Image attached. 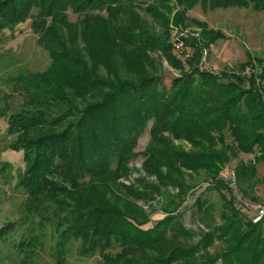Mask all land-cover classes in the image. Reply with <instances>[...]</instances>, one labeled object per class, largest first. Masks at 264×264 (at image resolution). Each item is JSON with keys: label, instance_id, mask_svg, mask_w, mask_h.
Here are the masks:
<instances>
[{"label": "trees", "instance_id": "1", "mask_svg": "<svg viewBox=\"0 0 264 264\" xmlns=\"http://www.w3.org/2000/svg\"><path fill=\"white\" fill-rule=\"evenodd\" d=\"M197 5L205 10L236 7L264 12V0H0V31L30 20L40 31L39 43L52 53L47 70L32 75L48 86L50 95L47 92L41 101L44 105L34 99L22 103L18 112L2 117H7V133L15 136L5 150L23 152L25 168L18 173V183L27 193V217L40 214L54 220L59 234L56 251L60 255L54 251L58 262L66 243L77 240L81 243L79 254L97 255L100 264H264V216L253 223L256 210L237 207L231 188L242 177L254 179L253 186L258 184L256 170H236L234 182L220 176L229 157L238 152L248 154L254 147L260 149L256 162L264 163V74L258 78L250 71L249 52L235 71L210 72L201 67L199 46L190 37L183 38V49L191 51V57L177 58L170 42L171 25L185 27L187 12ZM174 9L171 21L167 15ZM68 12L77 19L70 21ZM142 12L158 24L149 26ZM87 23V32L99 31L107 49L125 59L138 55V79L124 81L109 68L111 78H96L83 65L75 70L64 68L62 62L69 54L61 43L60 28L75 29ZM203 30L202 37L208 35L203 46L209 52L223 35ZM51 44L61 49L50 48ZM71 57L79 62L76 56ZM161 57L173 65L183 64L178 68L181 75L169 88L158 73ZM255 61L264 67V55ZM64 70L67 75L63 76ZM88 92L95 94L96 101L88 103ZM70 101L72 105L64 112L52 113L45 107ZM148 126L151 142L165 148L143 151L142 168L159 179H163L164 169L175 173L162 181L178 191L167 195L159 219L141 221L116 207L127 205L123 196L134 193L117 179L126 176L129 163L140 155L134 149ZM173 140L187 142L190 148L169 149ZM199 171L215 181H207L191 209L208 214L216 191L221 223L202 219L206 230L196 235L186 231L182 214H174L176 209L169 207L183 203L189 191L195 193L197 186L188 185L183 176ZM102 185L117 188L113 198L101 192ZM153 192L160 195L161 190ZM150 198L147 194L140 197L144 201ZM177 236L193 242L170 250ZM33 238L31 235L28 242L20 244L25 254V249L35 245L36 236ZM214 244L215 251L210 253ZM152 251L160 257L150 256Z\"/></svg>", "mask_w": 264, "mask_h": 264}, {"label": "rangeland", "instance_id": "2", "mask_svg": "<svg viewBox=\"0 0 264 264\" xmlns=\"http://www.w3.org/2000/svg\"><path fill=\"white\" fill-rule=\"evenodd\" d=\"M176 9L178 10V8ZM175 13L176 10L174 9L167 15L168 19L172 21ZM142 15L149 26L158 24L153 21L151 16L143 12ZM68 17L70 21L77 19V16L71 12H68ZM186 17L189 21L186 20L185 27L180 28L171 25L170 42L179 60L191 57V51L188 52L183 49L185 45L183 38L190 37L199 46L201 67L204 69L214 73H220L224 69L235 71L238 63H244L247 60L246 53L249 52V56L253 58H251L252 69L250 70L248 67L246 69L253 71L258 78L263 76L264 67L258 65L255 60L257 57H263L264 55V12L236 7L205 10L197 5L187 12ZM203 23L207 25L203 26ZM93 25L92 22L91 26ZM87 26L88 23L77 26L75 29L60 28L61 43L67 48L68 51L64 50L69 54L67 60L62 62L65 65L64 68L75 70L83 65L85 70L96 78H111L107 73V68H109L116 70V73L124 81L136 80L141 76L139 75V68L136 66L138 65L136 62L138 55H130L125 59L116 54L117 51L107 49V46L104 45L103 35L99 31L87 32ZM156 29L158 31V27ZM203 29L212 31L213 35L215 33L223 35L222 39L217 40L215 45L211 46L209 52H207L208 48L203 46L208 42V35L202 37ZM39 34L40 31L32 27L30 20L15 26L13 29L0 31V228L5 227L7 230L0 229V264H100L101 260L97 255L84 257L79 254L81 243L77 240H70L66 243L62 260L61 262L57 261L54 251H56L59 234L55 230L54 220L50 216L40 214H32L27 217L26 211L29 204L27 193L18 183V173L25 168L23 152L5 150L6 146L14 141L15 136H10L7 133V117H2V115L18 112L22 103H27V101L30 103L34 99H37L36 101H39L37 104L42 106L44 104L41 101L45 99L48 92L47 84L32 76L46 71L52 62V59L50 60V55L52 57L50 50L47 51L39 43ZM50 48L58 50L60 47L57 44H51ZM72 55L79 59L78 63L71 60ZM152 56L156 57V55ZM158 65V73L163 74L164 85L169 88L171 81L181 75L178 68L183 64L173 65L161 57ZM62 74L63 76L67 75V72L64 70ZM53 81L50 80V82ZM93 96L90 92L87 93L88 103L96 101ZM71 105L70 101V103L59 102L50 107H45L52 113H58L66 111ZM149 126L139 137L137 147L134 149L140 155L129 163L130 168L126 176L117 179V182L131 188L134 193L131 197L123 196L127 205L124 203L117 204L116 207L141 221L146 218H152L153 221L159 219L167 195H172L173 192L178 191L177 188H173L171 185H163L164 182L162 181L163 179L166 180V177L176 176L175 173L171 174L163 168V179H159L160 177L156 173H147L142 168L143 157L141 154L143 151L150 149V147L158 150L165 148L164 144L151 142ZM230 140L227 137L226 142L229 144ZM189 146L187 142L173 140L169 149L186 151L190 148ZM259 150L258 147H254L248 154L238 152L236 157H229V161H227L220 175L221 178L229 180V182L232 179L234 182L233 179L237 180L236 170L242 167H251V170L255 168L259 177L257 178L259 180L258 184L253 186L251 184L254 179L242 177L241 181H235L234 186L231 187L236 206L244 205L247 207L248 212H251L249 210H256L257 206L264 207V163L256 162V157L260 153ZM226 153L230 154V152ZM245 172L249 173L250 170ZM179 176L182 179V175ZM183 178L188 185L197 186L194 189L195 193L189 191L183 203H172L169 208L176 209L174 214H182L181 221L186 231L198 235L199 231L206 230L205 221L220 224L221 206H219V197L216 191H213L210 198L212 206L208 214L203 216V213H194L191 209L198 193L207 187V181L214 182L215 180L211 178L207 180L203 171L198 173L186 172ZM154 189H160V195L153 192ZM239 189H242L246 196H242ZM100 190L113 198V190L117 191V188L114 189L112 186L107 188L106 185H102ZM143 194H147L151 198L145 201L141 200L140 197ZM252 198H255L256 201H253ZM243 210L245 211V208ZM202 219H205V221H202ZM31 228H33L32 233L30 232ZM31 235L32 239L36 236L35 245L25 249L27 251L25 254L24 251L20 250V244L24 243L23 241L28 242ZM186 238L175 237L170 250L176 246L183 248L193 242ZM215 245L212 247L213 249L209 250L210 253L215 251ZM28 252H31L32 255H29ZM59 255L60 253L56 251V256ZM137 256H141V254ZM150 256L160 257V254L157 251H152ZM185 261L193 262L191 259ZM195 263L197 262L195 261Z\"/></svg>", "mask_w": 264, "mask_h": 264}, {"label": "built area", "instance_id": "3", "mask_svg": "<svg viewBox=\"0 0 264 264\" xmlns=\"http://www.w3.org/2000/svg\"><path fill=\"white\" fill-rule=\"evenodd\" d=\"M255 209H256V215L252 219L253 223L259 222L264 216V207L263 206H257Z\"/></svg>", "mask_w": 264, "mask_h": 264}]
</instances>
